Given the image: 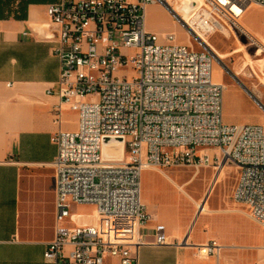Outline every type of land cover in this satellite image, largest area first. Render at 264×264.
<instances>
[{"label": "built area", "instance_id": "obj_1", "mask_svg": "<svg viewBox=\"0 0 264 264\" xmlns=\"http://www.w3.org/2000/svg\"><path fill=\"white\" fill-rule=\"evenodd\" d=\"M251 3L264 6V0H187L185 5L182 0H56L46 5L59 61L49 88L60 100L53 122H60L65 104L76 113L77 127L50 136L56 146L50 162L54 232L42 253L45 261L139 264L138 248L146 244L140 226L152 220L141 197L144 168L212 167L229 160L236 166L232 200L264 227V125L224 122L225 86L212 78V52L145 26V7L160 4L187 34L205 41L211 33L240 28L238 20ZM248 38L257 50V40ZM261 59L264 76V55ZM104 137L122 138V159L102 158ZM80 204L94 206L93 221L71 211ZM149 230L153 245L169 243L163 223ZM194 247L197 257L215 258L196 264H224V245L216 240Z\"/></svg>", "mask_w": 264, "mask_h": 264}, {"label": "crops", "instance_id": "obj_2", "mask_svg": "<svg viewBox=\"0 0 264 264\" xmlns=\"http://www.w3.org/2000/svg\"><path fill=\"white\" fill-rule=\"evenodd\" d=\"M19 1L0 0V7L9 6L13 12ZM54 1L28 3L23 19L0 18V264H52L42 256L54 232L50 162L56 146L50 136L57 129L77 127L76 113L65 104H61L60 122H53L54 107L60 100L49 88L58 77L59 61L53 53L55 32L45 7ZM153 5L168 16L158 4ZM189 201L197 203L191 197ZM145 207L152 220L140 226L146 244L138 248L139 264L209 263L206 260L211 256L197 257L194 246L211 239L224 245L220 237L233 232L224 216L244 215L235 207L215 212L216 220L206 225V231L200 228L197 235L185 227L166 231L169 243L157 246L151 243L149 230L157 222L156 215L152 206ZM197 209L200 214L211 211ZM210 215L205 216L207 222Z\"/></svg>", "mask_w": 264, "mask_h": 264}, {"label": "rangeland", "instance_id": "obj_3", "mask_svg": "<svg viewBox=\"0 0 264 264\" xmlns=\"http://www.w3.org/2000/svg\"><path fill=\"white\" fill-rule=\"evenodd\" d=\"M166 15L153 4L145 7V26L158 34L173 32L177 41L190 45L194 50H209L213 54L212 78L224 84L223 121L226 123L257 122L264 125V76L259 73L264 55V6L249 4L238 22L254 37L250 43L245 30L233 26L229 31L209 34L205 41L187 34L185 27L162 5ZM183 5L185 3L183 2ZM243 30V31H242ZM229 33V35H226ZM159 41V39H158ZM249 56V57H248ZM215 150L207 149L211 154ZM236 178V166L226 160L222 165L202 167H177L169 169L144 168L140 174L141 197L152 206L157 222L166 231H206L215 212L235 207L244 214H229L224 221L232 225L233 232L220 237L224 244L220 262L224 264H259L264 260V227L252 221L245 208L235 203L231 191ZM171 180L173 182H171ZM181 185L180 189L177 188ZM190 197L197 203L190 202ZM211 211L200 214L198 209ZM92 204L73 205L71 211L82 213V220L91 222ZM212 215L207 222L206 215ZM210 215V216H211ZM239 226L236 229L234 226ZM218 226V225H217ZM206 262H215L211 256Z\"/></svg>", "mask_w": 264, "mask_h": 264}, {"label": "bare ground", "instance_id": "obj_4", "mask_svg": "<svg viewBox=\"0 0 264 264\" xmlns=\"http://www.w3.org/2000/svg\"><path fill=\"white\" fill-rule=\"evenodd\" d=\"M185 4L187 3V0H182ZM199 1V0H197ZM239 25L245 30V32H242L243 35H250V33L239 23ZM226 35H229V33H226ZM261 44L264 46L263 40H261ZM249 57V56H248ZM101 154L103 159H122L125 155V151L123 148V142L122 141H111L108 143H103L101 147ZM218 165H222V162ZM171 182H173L171 180ZM181 185H178L177 188L180 189ZM199 205V204H198Z\"/></svg>", "mask_w": 264, "mask_h": 264}, {"label": "trees", "instance_id": "obj_5", "mask_svg": "<svg viewBox=\"0 0 264 264\" xmlns=\"http://www.w3.org/2000/svg\"><path fill=\"white\" fill-rule=\"evenodd\" d=\"M43 0H20L19 4L15 6V10L11 12V7L4 6L0 7V18H7L9 16L17 19H23L26 17V7L28 3L40 2ZM52 1V0H46Z\"/></svg>", "mask_w": 264, "mask_h": 264}, {"label": "water", "instance_id": "obj_6", "mask_svg": "<svg viewBox=\"0 0 264 264\" xmlns=\"http://www.w3.org/2000/svg\"><path fill=\"white\" fill-rule=\"evenodd\" d=\"M111 141H122L121 137H104L103 138V143H108Z\"/></svg>", "mask_w": 264, "mask_h": 264}]
</instances>
